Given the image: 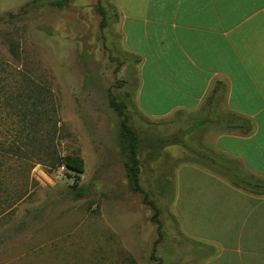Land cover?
I'll list each match as a JSON object with an SVG mask.
<instances>
[{"label": "rangeland", "instance_id": "1", "mask_svg": "<svg viewBox=\"0 0 264 264\" xmlns=\"http://www.w3.org/2000/svg\"><path fill=\"white\" fill-rule=\"evenodd\" d=\"M24 78L49 93L56 153L81 157L84 172L1 159L5 193L28 194L0 216V264H200L203 248L180 237L170 207L173 170L193 159L204 121L137 110V61L113 0H0L4 146Z\"/></svg>", "mask_w": 264, "mask_h": 264}, {"label": "crops", "instance_id": "2", "mask_svg": "<svg viewBox=\"0 0 264 264\" xmlns=\"http://www.w3.org/2000/svg\"><path fill=\"white\" fill-rule=\"evenodd\" d=\"M113 2L137 110L215 118L173 170L180 237L203 248L200 264H264V0Z\"/></svg>", "mask_w": 264, "mask_h": 264}, {"label": "trees", "instance_id": "3", "mask_svg": "<svg viewBox=\"0 0 264 264\" xmlns=\"http://www.w3.org/2000/svg\"><path fill=\"white\" fill-rule=\"evenodd\" d=\"M22 83L23 88L9 99L12 102L10 106L15 111L14 115L18 118L19 128L11 134L12 138L7 146L0 143V216L15 208L28 194L27 187L15 190L13 195L5 193L7 190L5 174L9 169L7 166L5 169L6 163L1 160L4 156L7 159H11V157L16 159L15 163L18 164L22 162H28L32 166L39 164L49 168V171L64 168L76 179L84 172V161L81 157L74 155L62 157L55 151V143L50 132L51 128H53L51 122H53L54 109L51 105L49 93L38 89L26 78L22 80ZM226 116L219 122V126L223 130L225 129L226 118H229ZM202 119L205 122L215 120V118L210 117V114L205 115ZM135 149L136 146H134V149L132 145L130 146L131 156L135 155ZM189 151L193 156L192 147H190ZM202 156L203 154L198 152L197 157L200 159ZM32 166H30L29 170L32 169ZM132 177L135 180V174H132ZM26 182H28L27 179Z\"/></svg>", "mask_w": 264, "mask_h": 264}]
</instances>
